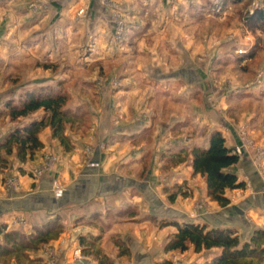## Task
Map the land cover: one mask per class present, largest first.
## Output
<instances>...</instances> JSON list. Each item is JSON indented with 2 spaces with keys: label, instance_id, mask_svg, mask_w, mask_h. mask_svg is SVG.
<instances>
[{
  "label": "crops",
  "instance_id": "obj_1",
  "mask_svg": "<svg viewBox=\"0 0 264 264\" xmlns=\"http://www.w3.org/2000/svg\"><path fill=\"white\" fill-rule=\"evenodd\" d=\"M204 5L0 0V110L47 88L65 93V108L87 121L65 124L62 143L46 121L31 158L2 152L0 226L58 229L30 254L35 264H98L95 249L111 264H205L221 249L166 248L175 223L232 228L243 243L264 228V93L244 87L250 75L240 68L250 58L238 55L250 49V36L210 30ZM197 13L207 17L202 31L192 24ZM43 114L15 121L0 114V140ZM210 131L241 151L225 171L244 187L225 190L226 206L207 196L190 153L171 163L173 151L206 148Z\"/></svg>",
  "mask_w": 264,
  "mask_h": 264
},
{
  "label": "trees",
  "instance_id": "obj_2",
  "mask_svg": "<svg viewBox=\"0 0 264 264\" xmlns=\"http://www.w3.org/2000/svg\"><path fill=\"white\" fill-rule=\"evenodd\" d=\"M228 1V0H227ZM236 1V0H231ZM224 4L225 0H221ZM264 17L262 11H258L255 18ZM254 17L248 16L247 22H251ZM67 96L61 90H50L40 88L27 91L18 99L6 100L1 115H7L11 121L22 117H29L35 112L42 110L43 116L40 119H33L21 127H16L4 135L0 140V167H5L6 155L15 151L20 160L31 158L33 154L42 147L38 139V132L45 126V122L50 126L52 136L61 139L65 124L75 123L78 119L82 125H87L84 114L78 115L79 110L65 108ZM73 122H70V118ZM208 146L206 148L193 147L189 151L180 148L170 155L173 165L186 160L188 154L192 156V167L194 174L205 176L207 185V196L216 201L220 206H226L229 199L224 195L226 189L233 190L244 187L243 181H238L237 177L225 171L229 166L235 164L239 156L225 146L223 136L219 131H210ZM176 192L170 195L173 200ZM177 232L172 236L166 248L169 250L184 251L192 245L195 252L202 249L220 248V254L209 263L205 264H256L264 262V228L255 229L248 242H241L236 231L232 228H207L194 222H184L176 224ZM0 233L3 235V243L0 244V260L6 264L13 259L15 264H35L39 259L30 258V254L47 244L58 234V229L47 223L34 232L23 234L17 231H7L4 226H0ZM94 244L93 240L89 241ZM115 243L119 244L118 241ZM85 249H81L83 254ZM98 264H111L105 256L96 250L93 252ZM108 261V262H107Z\"/></svg>",
  "mask_w": 264,
  "mask_h": 264
},
{
  "label": "rangeland",
  "instance_id": "obj_3",
  "mask_svg": "<svg viewBox=\"0 0 264 264\" xmlns=\"http://www.w3.org/2000/svg\"><path fill=\"white\" fill-rule=\"evenodd\" d=\"M220 1L221 0H205V7L201 8L200 13L204 10L211 13L208 15V22L210 24L208 28L210 30L229 32L235 29L236 32H239L241 35L248 34L250 36V49L247 52L245 50H242L241 53L238 51V55L240 54L250 58V61L246 62L245 66L240 68L242 72L243 70L246 71L244 72L246 75H250V82L244 87L250 90L258 88V93L260 91L264 93V17L255 18L258 11L264 13V0H236L235 2L225 0L224 4ZM228 4L230 9L227 11V9L223 7L225 5L228 6ZM225 12L226 15L223 16ZM200 13L196 14L197 18L192 23L196 31H202L203 28L206 29V26H204L205 23L202 24V21L205 22V19L207 21V17H200ZM215 16H220L217 17L218 19H215L218 20L219 23L215 22L213 18ZM248 16H252L254 19H252L251 22H247ZM189 21L192 22V19ZM3 73L4 72L1 71L0 76H2Z\"/></svg>",
  "mask_w": 264,
  "mask_h": 264
},
{
  "label": "built area",
  "instance_id": "obj_4",
  "mask_svg": "<svg viewBox=\"0 0 264 264\" xmlns=\"http://www.w3.org/2000/svg\"><path fill=\"white\" fill-rule=\"evenodd\" d=\"M239 52H242V50H239ZM236 154H239L241 151H240V149H236L235 151H234ZM76 254H77V256L80 254V251L79 250H77L76 251Z\"/></svg>",
  "mask_w": 264,
  "mask_h": 264
}]
</instances>
